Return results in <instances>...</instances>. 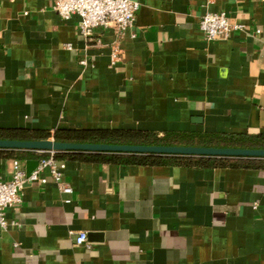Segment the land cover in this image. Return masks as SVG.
Instances as JSON below:
<instances>
[{"label":"crops","instance_id":"0c3cea01","mask_svg":"<svg viewBox=\"0 0 264 264\" xmlns=\"http://www.w3.org/2000/svg\"><path fill=\"white\" fill-rule=\"evenodd\" d=\"M131 1L132 29L89 41L53 0H0V129L264 135V0ZM222 12L244 29L209 43ZM25 155L0 156V182L50 157ZM57 161L72 192L49 169L26 183L0 264H264V170Z\"/></svg>","mask_w":264,"mask_h":264},{"label":"trees","instance_id":"16d2710c","mask_svg":"<svg viewBox=\"0 0 264 264\" xmlns=\"http://www.w3.org/2000/svg\"><path fill=\"white\" fill-rule=\"evenodd\" d=\"M53 139L57 142L79 144L145 145V146H193L212 148L264 149V135H227L156 133L141 130L86 129L58 130L54 134L24 129H0V140L36 141ZM33 151L0 150V156L25 159ZM56 160L87 163L115 164L123 166H177L193 169H253L264 170V159L209 158L183 156H151L126 154L59 153Z\"/></svg>","mask_w":264,"mask_h":264},{"label":"built area","instance_id":"2783aa9c","mask_svg":"<svg viewBox=\"0 0 264 264\" xmlns=\"http://www.w3.org/2000/svg\"><path fill=\"white\" fill-rule=\"evenodd\" d=\"M140 4L131 0H53L54 11L65 21L73 17L79 18V32L89 41L94 40L98 29L114 28L119 35L135 26ZM242 25L232 23L226 13H208L200 22V31L204 39L209 42L227 41L236 31H242ZM120 61V49L113 48L111 55L112 65ZM46 153V152H40ZM50 157L43 158L37 169L28 177L21 163L14 162V172L9 181L0 182V226L8 227L5 216L7 209L21 204V193L26 183L40 182L46 184L47 180L40 179V173L49 169L52 177L65 193L72 189L63 183L66 163L57 161L55 153L48 152ZM76 245L87 244L86 233L75 234Z\"/></svg>","mask_w":264,"mask_h":264},{"label":"water","instance_id":"95a60500","mask_svg":"<svg viewBox=\"0 0 264 264\" xmlns=\"http://www.w3.org/2000/svg\"><path fill=\"white\" fill-rule=\"evenodd\" d=\"M0 150H18L33 152L126 154L151 156H183L209 158H245L264 159V149L212 148L193 146H145V145H109L79 144L57 142L53 139L36 141L0 140ZM29 177L39 166V161L27 163Z\"/></svg>","mask_w":264,"mask_h":264}]
</instances>
